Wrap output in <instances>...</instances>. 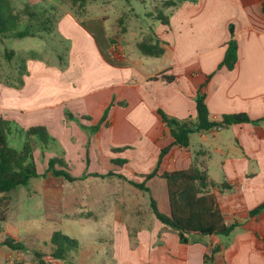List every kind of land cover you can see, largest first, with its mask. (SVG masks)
Masks as SVG:
<instances>
[{
	"label": "crops",
	"instance_id": "obj_1",
	"mask_svg": "<svg viewBox=\"0 0 264 264\" xmlns=\"http://www.w3.org/2000/svg\"><path fill=\"white\" fill-rule=\"evenodd\" d=\"M18 2L31 7L43 0H13L17 10ZM110 3L111 0L90 2L82 15L64 11L53 31L61 41L69 42V47L64 57L55 54L57 60L51 63L29 56L38 54L36 50L9 49L14 54L6 70L18 71L9 76L22 81L20 88L0 87V117L10 122L9 144L20 142L23 147L24 131L42 126L54 143L42 151L34 139L33 158L39 173L46 168L48 159L61 157L67 171L77 180L111 171L135 182H141L140 176L155 168L160 151L171 145L161 160L159 173L187 170L193 162H201L210 181L218 186L224 182L230 185L225 192H219L217 187L213 192L221 211L227 214L226 224L238 225L230 236L192 235L191 242L181 244L177 234L170 235L174 231L152 215L153 228L139 231L163 233L162 245H152L150 239V245L138 246L134 252L139 254L141 250L143 254L141 259L136 256L139 264H205L213 249L218 251L212 264H264V209L249 216L250 211L264 203V120L201 130L192 134L189 146L183 148L172 145L170 130L159 114L181 121L193 120L195 96L202 93L211 121L238 113H245L252 120L264 119V0L182 1L169 9L168 25L154 19L155 22L141 26L125 12L117 15L114 24H108L106 9ZM116 22L118 30L113 31L111 27ZM229 25L233 26L238 46L237 62L232 70L217 69L230 39ZM149 30L164 50L160 57L144 56L136 49V44L144 39L142 33ZM21 53L27 56L26 76L20 74L23 67H17ZM107 108L106 124L97 132L81 128L79 122L87 127L97 125ZM65 111L79 122L67 120ZM223 130H229L230 135H223ZM122 147L129 149L111 153V149ZM117 158L126 159V163L113 165L111 160ZM38 162L42 163V170ZM77 180L67 182L47 174L10 193L11 202L0 231V264H35L30 250L33 245L34 249L39 248L37 241L44 234L30 230L29 226L22 229L23 223L36 217L43 222L58 221L54 216L61 212V201L68 200L73 212L77 198L71 190L77 186ZM118 180L111 185L119 191L106 205L107 213L112 211L115 217L109 226L111 232L121 233L123 244L120 249V244L115 243L118 247L111 252L112 261L121 258L123 263L125 258L135 264L134 256L127 252V234L128 229L137 228H129L118 217V208H112L113 199L117 204L124 196L123 183ZM146 186L159 210L168 213L165 181L157 176L148 180ZM84 199L90 200L89 196ZM53 232L48 233L49 239ZM7 237L23 245L24 250L2 245ZM115 237L118 241L119 236ZM85 250L80 245L70 253ZM92 251L96 253L98 249L89 253ZM104 261L101 264H106Z\"/></svg>",
	"mask_w": 264,
	"mask_h": 264
},
{
	"label": "trees",
	"instance_id": "obj_2",
	"mask_svg": "<svg viewBox=\"0 0 264 264\" xmlns=\"http://www.w3.org/2000/svg\"><path fill=\"white\" fill-rule=\"evenodd\" d=\"M71 10L76 15H82L85 12V7L90 2L97 0H66ZM140 3H144L146 0H136ZM155 1V0H153ZM162 2L164 8H174L182 1L188 0H158ZM191 1V0H189ZM262 10L264 11V5ZM26 16L28 20L36 19L35 12L30 11V6L25 5L22 11H17L14 6L13 0H0V36L22 39L25 37H35L37 32L30 30V24H27L23 30H18L17 26L23 22L22 18ZM163 25H168V15H165L161 10L157 13L155 18ZM38 21V19H36ZM50 22L49 18H46L43 23ZM122 23V19L119 20V24ZM230 39L226 43V48L222 61L219 63L217 69L225 68L232 70L237 62V42L234 39V29L232 25H229ZM50 32V28L46 27ZM51 33V32H50ZM49 33V34H50ZM154 33L149 30V38L143 39L136 44L137 51L144 56L160 57L164 50L159 43V40L153 39ZM151 37V38H150ZM14 54V51L7 50L4 55L9 62ZM166 80H170L169 77H165ZM20 85L22 81L20 80ZM205 96L202 93H197L195 96V110L196 116L192 120H177L169 118L162 112H159L163 123L169 128L171 137L173 138L172 145H177L183 148H187L190 143V136L194 133H198L201 130L208 131L218 125L225 127L238 125V124H258L264 119L252 120L245 113L222 115L219 121H211L209 118V111L205 104ZM109 108H107L100 122L94 126H84L79 122V119L75 118L69 111H65V117L67 120H77L81 128L89 130L94 133L97 132L100 127L106 124ZM81 120H90L88 117H81ZM10 122L0 117V231L1 224L6 220V213L11 202L10 193L18 187L26 186L31 179L44 178L47 174H51L53 177L61 178L67 182H73L77 180L70 175L66 170L67 164L61 157H52L46 162V168L42 173H39L34 162L33 150L34 139L37 142L41 150H48L49 145L54 143V140L48 135L46 129L42 126L30 127L24 131L26 141L21 150H17L9 144L8 136L10 132ZM171 145L163 148L160 151L159 159L155 168L146 175H141L142 181L135 182L129 180L121 174H114L109 171L106 174H92L93 177H117L128 182L135 189L149 193V188L146 186V182L154 177L159 176L165 181L167 189L168 200V213H163L159 210L156 201L150 196V210L157 222L162 226L169 228L177 234L179 243L187 244L191 242L190 236H230L238 224L227 225V214L221 211L217 196L213 192V188L217 187L219 192H225L231 187L227 183H221L219 186L210 181L206 168L201 162H193L191 167L187 170L174 171V172H162L159 173V168L163 156L169 151ZM129 147L114 148L111 149V153L118 154L128 150ZM113 165L123 166L126 163V159H112ZM262 209H264V203L250 211L249 216H255ZM50 243L53 249L51 254L52 258L57 260L66 261V255L69 251L77 249L79 243L61 233L60 231H54L51 234ZM2 245L7 246L11 250H24V246L18 243H14L13 239L7 237ZM218 249H213L209 256H206L205 264H212L213 255ZM35 257L40 256L39 253H34ZM40 264H44L40 261Z\"/></svg>",
	"mask_w": 264,
	"mask_h": 264
},
{
	"label": "rangeland",
	"instance_id": "obj_3",
	"mask_svg": "<svg viewBox=\"0 0 264 264\" xmlns=\"http://www.w3.org/2000/svg\"><path fill=\"white\" fill-rule=\"evenodd\" d=\"M21 2H18L17 4V11H22L23 5ZM53 3L55 4L54 8L52 7ZM110 4L113 6L110 5L106 9V14L109 16L108 24H114L117 15L119 14L120 17V14H122L121 12H125L126 14L132 16V19L137 21V23L141 26L142 24L146 25V23H151L152 21L155 22L154 19L160 10L165 15H168L170 11V8H164L162 2L158 0H155L152 3H150L149 0L145 3H140L136 0H111ZM94 5L95 4H92L91 8H94ZM65 10H71V6L66 0H43V2H39V4L30 7V11L35 12L36 19H38V21L36 19L28 20L26 16H23V23H20L17 26L18 30H23L27 24H30L31 26L29 28L31 31H39V33H36L34 38L25 37L22 39H14L0 36V87L11 86L14 88H20L21 86V79L14 78L15 76H9L10 74H18L19 72L6 70L9 59L5 57L4 53L9 49L14 48L17 50H36L38 54L29 56L38 58L39 60L46 61L48 63L57 60L54 58L55 54H57L56 56L61 55L62 57L67 54L69 42L61 41L57 37V34H55L53 31L56 28L57 20L60 16H62V14H64ZM146 14L152 17L148 18ZM46 18H49L51 21H46L41 25L40 23H43ZM130 22H133V20H130ZM138 24L135 22V28L139 26ZM118 25L119 24L116 22V24L111 27V30L115 31ZM46 27L51 29V33L45 29ZM145 32L147 33L142 34H144V39H147L149 32ZM25 57L27 56L21 53L19 58H17V67H23V71H20V74L23 76L28 74V72L25 71ZM229 133V130H223L222 132V134L225 136H229ZM18 141H20V137L18 138ZM12 144V147L15 149H22L20 142L16 143L13 141ZM41 164L42 163L38 162L39 170L44 168L41 166ZM210 175L213 179L215 178V173L212 170ZM116 179L118 180L117 177L102 178L90 176H87V178L78 179L77 186L71 190V193H74L75 197L77 198L76 207L73 209V212H71L72 205H68V200L63 202L61 201V212L58 216H54V218H58V221L43 222L36 217L32 221L23 223L24 225L22 226V229H25L27 226H29L30 230L34 229L35 232L44 234L41 241H37V247L39 248L34 249L33 245V249L30 250L35 264H40V261H42L44 264H53L55 262L63 261L54 259L51 256L53 249L49 239L50 234L48 233H51L53 230H58L64 235L75 239L79 243L77 249H79L80 245L87 249L84 252L80 251L75 255H71L70 252L77 249L69 251L65 257L66 261H63L65 264H101V261L103 260H105L104 262L106 264L122 263L123 260L121 258H117L116 260L112 261L114 256L111 252L113 251L114 247H118L115 246V243L117 242V244H120V249L123 248V244L120 236L121 233H112L109 227L111 224H113L112 221L115 219V217L112 215L114 212L111 211L112 214H109L106 211L107 201H109L111 197L114 198L116 190L119 191L118 187L115 190V185H111V183L116 181ZM118 181L123 183L122 192L124 196L123 200L118 201L117 204L113 199L112 208H118V217L123 218L124 223L129 228H137L134 231L128 229L129 232L127 236L129 244L127 246V252H129L130 256H134L136 262L135 264H139V260L136 259V256H139L141 259L143 254L140 253L141 250H139V254H136L134 250H136L138 246L145 247V245H150V239L153 240L152 245H162L160 240L163 236V233H142V231H139L143 228H153L152 225L154 224V220L149 206V195L151 196V192L149 191V193H145L136 190L128 182L122 179ZM65 193L66 198H68V191L65 190ZM88 196L90 200L85 201L84 198ZM7 225H9V223ZM17 226L19 227V223H17ZM175 234L176 233L173 232L170 235L175 236ZM116 235L119 236L118 241L115 237ZM91 249H98V251L96 253L93 251L89 253ZM34 253H39L40 256L35 257ZM74 257L76 259L75 263H73ZM125 260L126 259L124 258V262L122 264H130L133 262ZM27 262H30V260Z\"/></svg>",
	"mask_w": 264,
	"mask_h": 264
},
{
	"label": "water",
	"instance_id": "obj_4",
	"mask_svg": "<svg viewBox=\"0 0 264 264\" xmlns=\"http://www.w3.org/2000/svg\"><path fill=\"white\" fill-rule=\"evenodd\" d=\"M222 125L217 126L216 128H212L211 130L221 129Z\"/></svg>",
	"mask_w": 264,
	"mask_h": 264
}]
</instances>
